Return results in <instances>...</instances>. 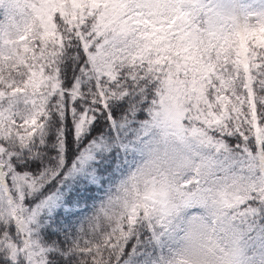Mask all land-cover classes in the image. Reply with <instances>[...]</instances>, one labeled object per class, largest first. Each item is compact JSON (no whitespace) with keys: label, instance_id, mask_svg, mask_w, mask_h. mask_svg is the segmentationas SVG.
Returning <instances> with one entry per match:
<instances>
[{"label":"snow or ice","instance_id":"obj_1","mask_svg":"<svg viewBox=\"0 0 264 264\" xmlns=\"http://www.w3.org/2000/svg\"><path fill=\"white\" fill-rule=\"evenodd\" d=\"M0 264H264V0H0Z\"/></svg>","mask_w":264,"mask_h":264}]
</instances>
